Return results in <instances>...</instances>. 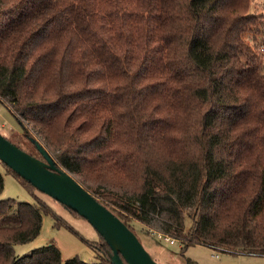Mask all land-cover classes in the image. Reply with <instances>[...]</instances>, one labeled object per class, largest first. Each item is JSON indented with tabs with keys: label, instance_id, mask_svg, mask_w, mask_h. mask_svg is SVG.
<instances>
[{
	"label": "trees",
	"instance_id": "trees-1",
	"mask_svg": "<svg viewBox=\"0 0 264 264\" xmlns=\"http://www.w3.org/2000/svg\"><path fill=\"white\" fill-rule=\"evenodd\" d=\"M258 34L250 0H0V102L131 230L264 255ZM4 166L33 201L0 198V264H113L98 233L92 261L16 254L43 213L64 222Z\"/></svg>",
	"mask_w": 264,
	"mask_h": 264
},
{
	"label": "rangeland",
	"instance_id": "rangeland-1",
	"mask_svg": "<svg viewBox=\"0 0 264 264\" xmlns=\"http://www.w3.org/2000/svg\"><path fill=\"white\" fill-rule=\"evenodd\" d=\"M250 11L264 14V0H250ZM256 50H259L258 63L264 67V53L260 51L263 45L261 38L264 35H257ZM34 134V130L29 127ZM0 133L7 139L17 144L20 148L38 155L32 142L24 136L21 125L8 111L7 107L0 102ZM36 134L32 137L35 138ZM0 173L3 176V188L0 198H14L17 200L33 201V196L10 172L6 171L4 164L0 160ZM75 176V174H73ZM58 214L60 221L64 222L60 226L55 223L54 216L48 213L42 214V224L39 233L30 241L13 245L14 251L18 255L29 252L32 248L54 243L60 250L61 258L66 259L77 255L86 261L95 260L99 250L100 238L92 225L76 213L66 209L56 200L46 194L38 193ZM66 223V224H65ZM134 233L149 252L151 257L160 264H185V258L195 260L198 264H264V255L256 253H244L237 251H224L213 249L202 243H191L183 249L180 254L181 243L178 239L169 243L162 239H157L154 230H144L135 221L131 222ZM96 242L93 246L88 242ZM213 252L218 253L212 256Z\"/></svg>",
	"mask_w": 264,
	"mask_h": 264
},
{
	"label": "water",
	"instance_id": "water-1",
	"mask_svg": "<svg viewBox=\"0 0 264 264\" xmlns=\"http://www.w3.org/2000/svg\"><path fill=\"white\" fill-rule=\"evenodd\" d=\"M42 158L20 148L0 133V160L39 191L85 218L109 246L113 264H160L118 215L101 203L48 150L29 137Z\"/></svg>",
	"mask_w": 264,
	"mask_h": 264
},
{
	"label": "built area",
	"instance_id": "built-area-1",
	"mask_svg": "<svg viewBox=\"0 0 264 264\" xmlns=\"http://www.w3.org/2000/svg\"><path fill=\"white\" fill-rule=\"evenodd\" d=\"M259 49H260V51L262 53H264V45H262ZM153 233L155 234L156 238L159 239V240L162 239L163 241H166V242H169V243H172V242H174L176 240V238H174L173 236L169 235L168 233H164V232L159 231V230H154ZM211 255L212 256H217L218 253L213 252Z\"/></svg>",
	"mask_w": 264,
	"mask_h": 264
}]
</instances>
